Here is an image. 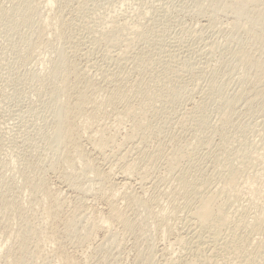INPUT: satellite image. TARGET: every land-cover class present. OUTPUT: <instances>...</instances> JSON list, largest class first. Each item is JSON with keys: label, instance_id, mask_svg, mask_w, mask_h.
<instances>
[{"label": "rangeland", "instance_id": "374dc122", "mask_svg": "<svg viewBox=\"0 0 264 264\" xmlns=\"http://www.w3.org/2000/svg\"><path fill=\"white\" fill-rule=\"evenodd\" d=\"M50 1L0 0V264H205L180 244L190 193L179 178L243 224L233 240L264 264V88L249 69L264 57V22L245 21L264 0H233L239 17L232 0ZM61 51L60 95L86 96L68 164L55 133ZM126 163L122 192L140 203L111 197L92 174L120 182ZM42 183L58 196L49 218ZM110 200L121 212L112 222Z\"/></svg>", "mask_w": 264, "mask_h": 264}, {"label": "bare ground", "instance_id": "6f19581e", "mask_svg": "<svg viewBox=\"0 0 264 264\" xmlns=\"http://www.w3.org/2000/svg\"><path fill=\"white\" fill-rule=\"evenodd\" d=\"M233 1V0H232ZM238 1V0H235V2ZM240 1V0H239ZM252 1H255V2H261V0H252ZM52 1L50 0H47V4L50 5ZM216 2V0H210V3L211 5H214ZM234 2V1H233ZM233 3V4H230L229 8H230V12L236 16L238 14H242V4L240 3ZM229 13V12H228ZM246 18H245V21H246V24L249 26H255L257 24L258 21H263L264 22V9H260L258 11H256L254 13V15H248V14H245ZM239 17V15H238ZM236 17V18H238ZM241 17V16H240ZM243 17V16H242ZM228 18V17H226ZM235 18V19H236ZM240 19V18H239ZM238 21V20H237ZM237 22L234 21V25L232 28L234 29H241L239 28V26L237 24H235ZM245 24V25H246ZM95 35V34H94ZM94 40V39H93ZM96 40V39H95ZM90 41V40H89ZM91 42V41H90ZM67 43V42H66ZM264 45V42L262 43ZM68 45V44H67ZM71 46V45H70ZM75 50H76V47L75 45L73 44ZM72 46V47H73ZM70 47V48H72ZM69 48V46H68ZM73 48V49H74ZM64 50V49H63ZM69 50V49H68ZM67 51V49H66ZM70 51V50H69ZM72 51V49H71ZM68 52V51H67ZM69 53V52H68ZM73 53H74V50H73ZM71 52V54H73ZM115 53V52H114ZM66 52H63L61 51V53L59 54V57H60V60L57 61L54 65L55 68V73L58 74L61 78V83H60V86L61 88L58 89L56 91V93L54 94V97H55V104H54V110H55V117H56V124H55V133H56V143L57 144H67V149L64 153V157H63V163L64 164H68V161H69V156H70V151L71 150H77V148H79L78 146V138L80 136V134L78 132H76V130H74V126L80 121L82 120V109L84 107V105L86 104V96L83 94V93H79L75 99L73 101L70 100V98L64 94H61L60 95V92L61 91H64V89H68L67 87V82H66V74L65 73H62V70H63V67H62V62L67 60L68 58L65 57L66 56ZM70 54V53H69ZM113 54V53H112ZM121 54V53H120ZM111 55V54H110ZM117 55V54H116ZM68 56V55H67ZM120 56V55H119ZM123 56V55H122ZM67 58V59H66ZM118 59V58H117ZM122 60V59H121ZM102 67V66H101ZM108 67V66H107ZM104 68V67H103ZM110 69V68H109ZM250 70H252L255 74L257 73H261L262 75L258 78V84H260L261 86L259 87V89H263L264 87H262L264 84V57H256L254 58V61L250 62ZM106 71V70H105ZM109 71V70H108ZM104 72V71H103ZM109 73V72H108ZM80 74V73H79ZM112 74V73H110ZM113 75V74H112ZM111 75V76H112ZM82 76V75H81ZM85 77V75H83ZM110 76V75H108ZM110 76V77H111ZM78 78L80 76H77ZM109 77V79H110ZM82 78V77H81ZM85 80L87 79V77L84 78ZM83 79V80H84ZM107 79V78H106ZM114 79V77H113ZM90 80V79H89ZM111 80V79H110ZM116 80V79H114ZM113 80V81H114ZM112 81V80H111ZM83 82V81H81ZM87 82L88 79H87ZM91 82V81H90ZM87 83L85 82V86L84 88H87L88 86H92L93 84L91 83ZM84 83V82H83ZM78 84H81L80 83V80L78 79ZM118 96V94H114L112 96V99L116 98ZM65 98L64 100L62 98ZM130 109V108H129ZM133 109V108H131ZM133 111V110H132ZM129 112V110L127 111ZM130 130H131V127H130ZM129 130V131H130ZM133 131V127H132V130ZM263 132V135H264V130L262 128L261 130ZM131 134V133H130ZM95 136H93L92 140H91V137L90 140L92 142V146H94L95 149H98V150H101L102 151V146L100 145V139H101V135L99 136L97 133L93 134ZM128 136V135H127ZM125 137L127 141V138L128 137ZM131 138V136L129 137V139ZM133 140V138H131ZM130 139V141H131ZM135 140V139H134ZM130 141H128L127 143H131ZM91 142L89 144H91ZM134 142V141H133ZM133 142L131 143L133 145ZM126 143V142H124ZM142 143V142H141ZM129 144V146L131 145ZM138 144H140L138 142ZM141 145V144H140ZM134 146V145H133ZM136 146V145H135ZM139 147H143V146H139ZM131 148V147H130ZM138 148V146L136 147ZM133 149V148H132ZM142 149V148H141ZM137 150V149H136ZM130 151H132L130 149ZM142 151V150H141ZM144 152V151H143ZM100 153V152H99ZM119 154H121V152H118ZM118 153H117V156H118ZM126 153V152H125ZM128 153V152H127ZM139 153V152H138ZM123 157L125 156V154H121ZM174 155V154H173ZM171 156V158H174V156ZM127 156V155H126ZM115 157V156H114ZM125 158V157H124ZM120 161H122V157L121 159L118 158ZM117 161V160H116ZM116 161H115V164H116ZM136 161H137V158H136ZM257 161V159H256ZM118 162V161H117ZM124 162V161H123ZM119 163V162H118ZM130 163V162H129ZM128 163V164H129ZM134 163V162H133ZM113 164V163H112ZM121 164V163H120ZM128 164L126 163V166L128 167ZM134 165V164H133ZM137 165V164H135ZM111 166V165H110ZM170 168L173 167L172 164L169 165ZM133 167V166H132ZM135 167V166H134ZM140 167V166H139ZM124 168V167H123ZM126 168V167H125ZM142 168V167H141ZM108 169V168H107ZM110 169V168H109ZM133 169V168H132ZM131 167L129 166L128 168H126V172L123 171V178L120 182H117V181H113L112 182H107L106 181V178L108 177L107 173L105 172H102L101 171H93L92 174L94 176V178L96 179V181L98 180V182L100 183V187L102 188H105V190H112L109 194H112L111 197H114L116 196L119 192H122V189L124 188H127V186L129 185V181H130V174H128L130 171H132ZM137 170V169H136ZM143 170V169H142ZM141 170V171H142ZM119 171V170H118ZM140 171V170H138ZM128 172V173H127ZM133 172V171H132ZM135 172V170H134ZM137 172V171H136ZM144 172V171H143ZM109 173V171H108ZM121 173H122V169H121ZM112 174V173H111ZM138 174V172H137ZM143 174V173H142ZM147 174V173H146ZM110 175V174H109ZM120 175V174H119ZM122 175V174H121ZM120 175V176H121ZM140 175V174H139ZM66 176V175H65ZM115 176V175H113ZM119 176V178H120ZM146 176V175H144ZM68 177V176H67ZM111 177V176H110ZM137 177V176H136ZM141 177V175H140ZM69 178V177H68ZM139 178V176L137 177ZM108 179V178H107ZM140 179V178H139ZM144 178H142L143 180ZM61 180V179H60ZM66 180V178H65ZM64 180V181H65ZM68 180V179H67ZM94 180V179H93ZM116 180V179H115ZM119 180V179H118ZM140 181V180H139ZM69 182V181H67ZM66 182V183H67ZM61 183V182H60ZM136 183V182H135ZM143 186V185H142ZM131 188V187H130ZM123 189V190H124ZM141 189V188H140ZM149 189V188H148ZM164 189V188H163ZM178 189L179 190H183V191H186L188 193H190V196L188 198H185V204L183 205V201L182 200V205L184 206L182 209H184L182 211L187 212L186 214V222L183 221L186 223V228L185 226L183 228L186 229V234H184V236L182 235L179 240L181 241L180 244L183 243L182 246H184V248H186L185 250H188L190 245L189 244H192V246L190 247V251L188 250V252H190V254H192V256H197V257H201L202 260L204 261L203 263L205 264H240V261L237 262V260L241 259V255L243 254L244 256H246L244 253V249L241 245H239L237 242H235L233 240L234 236H235V232L237 230L238 232V229H241L243 228V224L239 221V220H235V218H232L230 215H228L225 210H223L222 208H218L215 206L214 204V197L213 196H206V195H200L198 194L196 191H193V190H190L189 189V184L183 179V178H179L178 179ZM69 190V189H68ZM162 190V189H161ZM160 190V191H161ZM177 190V189H176ZM175 190V191H176ZM38 191L39 193L42 195V198L43 200L46 202V208L45 210L47 211V218H49L51 215H53V211H51V207L52 206H55L54 204V200H57L58 199V196L51 194L48 189H47V186L46 184H40L38 186ZM61 191V190H60ZM94 191V190H93ZM103 191V189L101 190ZM169 191V190H168ZM95 192V191H94ZM135 192V191H134ZM133 192V193H134ZM142 192V191H141ZM178 192V191H177ZM122 193H125L124 191ZM121 195L123 196L124 199H126L127 201H137V196H135V193L134 195L133 194H122ZM146 193V192H144ZM171 193V192H170ZM173 193V192H172ZM39 194V195H40ZM108 194V193H107ZM163 194V193H162ZM175 195L178 194V193H174ZM60 195V194H59ZM168 195V193H167ZM174 195V197H175ZM56 196V197H55ZM140 196V194H139ZM172 196V195H171ZM137 197V198H136ZM169 197V196H168ZM172 196V198H170L171 200H176ZM119 198V197H118ZM122 198V197H121ZM122 198V199H123ZM136 198V199H135ZM141 198V197H139ZM117 199V198H116ZM123 199V201H124ZM139 201H141L140 199H138ZM178 200V199H177ZM116 201V200H115ZM139 201H137L138 203H140ZM181 200H179V203H180ZM125 202V201H124ZM144 202V200L142 201V203ZM122 203V201H121ZM171 203H175V206L176 203L178 202H173L171 201ZM170 205L172 206L173 204ZM127 204V203H126ZM129 204V203H128ZM144 204V203H143ZM174 206V205H173ZM180 206L177 207V209H179ZM182 207V206H181ZM174 208V207H173ZM172 208V209H173ZM163 209V208H162ZM176 210V209H175ZM175 210L173 212H175ZM181 210V208H180ZM172 212V211H171ZM172 212V213H173ZM179 212V211H177ZM176 212V213H177ZM104 213V212H103ZM158 214V213H157ZM169 215V213H168ZM183 215V214H182ZM185 215V213H184ZM106 220L109 221V222H112L113 220H118L121 218V212L119 211V208H118V205L114 204V202H112L110 200L109 202V206H108V212H107V216H106ZM155 217V216H154ZM158 217V216H157ZM160 217V216H159ZM183 217V216H182ZM181 217V218H182ZM185 217V216H184ZM166 218V216H165ZM170 218V217H169ZM157 220V219H156ZM169 220V219H168ZM179 220V219H178ZM182 221V220H181ZM256 221H259L258 219ZM166 222H169V221H166ZM158 223H161V226L166 223H164V219L162 217L159 218L158 220ZM164 223V224H163ZM181 223V222H180ZM182 224V223H181ZM228 227H229V232H228ZM225 228H227V234L224 236V230ZM181 230V229H180ZM183 230V229H182ZM240 231V230H239ZM258 232H260V230L258 229ZM180 236V235H179ZM224 236V237H222ZM9 238V237H8ZM176 239V238H175ZM9 240H11V238H9ZM20 240V239H19ZM177 241V240H176ZM179 243V242H178ZM188 244L189 247L186 245ZM188 247H186V246ZM183 249V248H182ZM184 250V251H185ZM165 251V250H164ZM163 252V251H161ZM165 254V253H164ZM184 254V253H183ZM189 254V253H188ZM250 255V254H249ZM162 257V256H161ZM188 257V256H187ZM181 258V257H180ZM186 258V257H185ZM244 257H242V261L241 263L244 264H248L249 263V259H248V255L245 257L247 259H244ZM252 259L253 256H251ZM192 259L193 257L190 259L191 260V263H192ZM219 259V261H217ZM184 260V258L182 260H180L181 262ZM186 261L188 260L185 259ZM197 260V259H196ZM170 261V260H169ZM197 261H200V258L197 260ZM180 262V263H181ZM188 263L186 264H191L189 261H187ZM201 262V261H200ZM219 262V263H218ZM254 262V261H253ZM62 264H71L70 260L68 259H63L62 260ZM141 264H151L150 261H145V262H142ZM179 264V262H178ZM185 264V263H184Z\"/></svg>", "mask_w": 264, "mask_h": 264}]
</instances>
